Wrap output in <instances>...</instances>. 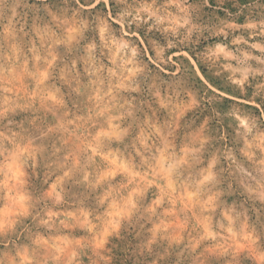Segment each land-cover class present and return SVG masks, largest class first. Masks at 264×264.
<instances>
[{"label": "rangeland", "instance_id": "obj_1", "mask_svg": "<svg viewBox=\"0 0 264 264\" xmlns=\"http://www.w3.org/2000/svg\"><path fill=\"white\" fill-rule=\"evenodd\" d=\"M0 264H264V0H0Z\"/></svg>", "mask_w": 264, "mask_h": 264}]
</instances>
